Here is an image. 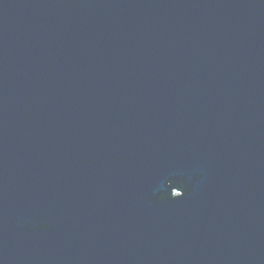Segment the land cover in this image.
<instances>
[{"label": "water", "instance_id": "water-1", "mask_svg": "<svg viewBox=\"0 0 264 264\" xmlns=\"http://www.w3.org/2000/svg\"><path fill=\"white\" fill-rule=\"evenodd\" d=\"M0 264H264V0H0Z\"/></svg>", "mask_w": 264, "mask_h": 264}]
</instances>
